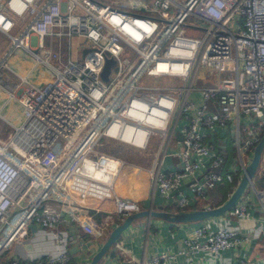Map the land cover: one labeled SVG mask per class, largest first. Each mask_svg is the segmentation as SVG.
Returning <instances> with one entry per match:
<instances>
[{
  "label": "built area",
  "instance_id": "1",
  "mask_svg": "<svg viewBox=\"0 0 264 264\" xmlns=\"http://www.w3.org/2000/svg\"><path fill=\"white\" fill-rule=\"evenodd\" d=\"M1 2L12 15L26 11L27 18L12 34L14 19L0 9V31L11 47L31 54L32 66L49 72L35 83L7 65L9 50L0 58V87L22 114L17 123L2 118L11 130L0 137V255L26 235V226L31 229L30 246L21 244L8 264H66L73 226L101 236L109 224L139 209L135 199L112 191L124 160L107 149L113 142L153 152V183L173 210L222 180L237 182L264 132V0ZM72 34L86 42L77 45L74 57L68 47ZM106 57L112 61L103 79ZM101 138L110 144L100 147ZM227 139L233 154L222 168ZM163 155L174 156L176 166L160 167ZM258 166L264 170V144ZM183 180L186 191L171 195ZM248 186L263 211L248 232L199 222L177 249L157 250L140 264L216 252L263 234L264 188H256L252 176ZM244 190L226 209L230 214L248 216ZM74 194L110 195L112 210L94 222ZM45 239L50 248L40 245ZM237 264L250 263L239 258Z\"/></svg>",
  "mask_w": 264,
  "mask_h": 264
},
{
  "label": "crops",
  "instance_id": "2",
  "mask_svg": "<svg viewBox=\"0 0 264 264\" xmlns=\"http://www.w3.org/2000/svg\"><path fill=\"white\" fill-rule=\"evenodd\" d=\"M7 38L0 31V58L9 50L5 57L7 65L19 73L27 74L35 83L44 81L49 75L48 69L44 65L32 66V62L21 58L15 52L17 48L11 47L10 40H7ZM6 40L7 43L4 44ZM133 156V158L124 159L121 163L113 179L112 191L118 195L135 199L139 209H171V205L163 204V197L152 180L150 165L153 152L135 151ZM159 166L162 168L176 166V160L172 155H163ZM182 183L183 187L177 189L171 195L175 196L178 192L186 191L185 181L183 180ZM254 186L264 188V185L259 187L255 184ZM227 190L228 188L221 181L216 186L207 189L203 196L197 197L192 203L188 204L190 205L188 209L214 206L225 199ZM244 192L247 193L248 216H235L225 210L198 220L169 221L156 216H151L149 219L145 216L137 217L123 229L117 239L107 248L100 258V264H140L141 260L157 250H175L181 246L182 236L189 233L192 227L199 222L206 223L210 229L219 225H227L235 228L237 232H248L263 211L252 188L250 186L245 187ZM74 197L83 198L88 207L87 211L91 214L94 222H101L104 215L111 211L113 207L110 195L103 198H92L86 195L74 194ZM52 205L57 207L58 203H52ZM110 225L107 227L109 228ZM103 230L104 234L102 232V235H105L107 231L106 229ZM70 236L72 240L67 241L68 254L73 256V261L78 264H87L90 254L100 243L101 236L88 234L77 226H73L70 230ZM40 243L41 246H45L44 248L52 246L48 239ZM85 244L90 246L91 250L86 249ZM28 246H30V243ZM17 252L21 253L20 249ZM239 258L247 259L250 264H263L264 233L242 240L238 244L219 249L216 252L196 251L176 254L173 258L166 260L164 264H237Z\"/></svg>",
  "mask_w": 264,
  "mask_h": 264
},
{
  "label": "water",
  "instance_id": "3",
  "mask_svg": "<svg viewBox=\"0 0 264 264\" xmlns=\"http://www.w3.org/2000/svg\"><path fill=\"white\" fill-rule=\"evenodd\" d=\"M112 61L111 57H106L100 75L103 79L106 78L109 64ZM264 144V132L258 138L254 144L251 152V156L248 162L245 164L242 173L240 174L237 182L225 197V199L214 205L202 208L191 209H161V208H142L132 211L124 215L120 220L111 225L105 234L102 241L98 244L97 248L90 254L87 264H95L101 262V256L107 250V248L117 239L120 233L125 229L132 220L139 216H145L149 219L151 216H156L169 221H185V220H198L206 216L215 215L229 208L237 199L241 191L245 188L248 179L252 176L260 156L261 148ZM183 187V183L178 184L175 188H172L169 192L174 193L177 189ZM161 207V206H160Z\"/></svg>",
  "mask_w": 264,
  "mask_h": 264
},
{
  "label": "rangeland",
  "instance_id": "4",
  "mask_svg": "<svg viewBox=\"0 0 264 264\" xmlns=\"http://www.w3.org/2000/svg\"><path fill=\"white\" fill-rule=\"evenodd\" d=\"M0 6H4V2H1ZM7 13L11 14L9 9L7 11ZM27 18V13L26 11H23V13L20 15L14 14V24L13 26L10 28L9 32L12 34L17 33L20 28L22 27V25L24 24V22L26 21ZM8 40V38H7ZM4 42V44L7 43ZM61 41V48L65 49L67 46V40L65 39V37H61L60 38ZM86 42L83 40L82 37L80 36H76V35H71L70 38L68 39V47H69V51H70V56H78V51L76 50V47L78 44H85ZM16 53L19 54V56L21 58H24L25 60H27L28 62H32V56L30 53H28L27 51H25L22 47H16ZM41 65V64H40ZM36 66H39L36 65ZM208 70V68H206ZM4 70V69H2ZM8 82L10 81L9 79H6ZM6 96V92L0 87V137H3L4 135H6L10 130V123L9 122H13V123H17L19 122V120L21 119V110H20V105L13 99L9 98L6 100L7 97ZM5 99V100H4ZM6 118L7 120H9V122L3 120L2 118ZM101 140L103 141L102 144H100L99 146L102 148H105L106 142L109 141L105 138H101ZM64 139H61V142H63ZM56 143H59V140L56 138L55 139ZM118 143V142H113V144ZM226 145H229V141L226 140L225 141ZM107 144H110L107 142ZM123 145V144H122ZM125 146V145H123ZM126 147V146H125ZM124 152L121 154H119L118 152H115L116 154L120 155L121 158L123 159H130L133 158L135 155V150H131L126 148V150H123ZM19 206L17 204H15L12 207V210L14 209V214L16 213V210ZM14 214L12 215V217L10 219L13 218ZM31 232L30 226H26V235L25 236H21L18 237L17 239H14L8 246V253H14L17 252L18 249H21V244L24 245L25 247H27L29 245V233Z\"/></svg>",
  "mask_w": 264,
  "mask_h": 264
},
{
  "label": "trees",
  "instance_id": "5",
  "mask_svg": "<svg viewBox=\"0 0 264 264\" xmlns=\"http://www.w3.org/2000/svg\"><path fill=\"white\" fill-rule=\"evenodd\" d=\"M0 9L4 10L6 13L8 11V9L5 6H0ZM9 15H11L12 18H14V15H12V13ZM126 148H128V147L123 146L121 143H115L113 145H109V148H107V149L114 151V152H118L119 154L122 155V153L124 152L123 150H126ZM226 149H227V151L225 152V156H224L225 160H224V163L222 165V168H225L227 166V163L229 162L231 155L233 154V149H232L231 145L226 146ZM235 179L236 178H233L231 181L222 180V182L225 184V186L228 188V190H230L235 185V181H236ZM252 182L254 185L256 184L259 187L264 185V170L260 171L258 164H257V166H256V168L252 174ZM188 208H190V205H184L182 207H175V210L176 209H188ZM68 240L71 241L72 237L70 236ZM10 256H14V253L9 254L8 250L6 249L5 252L2 255H0V264H8V260H9ZM17 264H23V263H21V261H20ZM66 264H78V263L73 261V256L69 255Z\"/></svg>",
  "mask_w": 264,
  "mask_h": 264
},
{
  "label": "bare ground",
  "instance_id": "6",
  "mask_svg": "<svg viewBox=\"0 0 264 264\" xmlns=\"http://www.w3.org/2000/svg\"><path fill=\"white\" fill-rule=\"evenodd\" d=\"M17 224H18V223H17ZM17 224L15 225V227L17 226ZM15 227H14V228H15Z\"/></svg>",
  "mask_w": 264,
  "mask_h": 264
}]
</instances>
